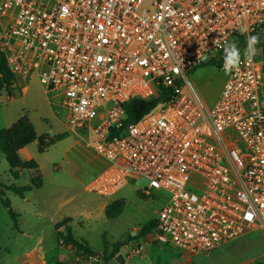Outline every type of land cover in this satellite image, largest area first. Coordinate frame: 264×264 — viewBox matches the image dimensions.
<instances>
[{
    "label": "built area",
    "instance_id": "1",
    "mask_svg": "<svg viewBox=\"0 0 264 264\" xmlns=\"http://www.w3.org/2000/svg\"><path fill=\"white\" fill-rule=\"evenodd\" d=\"M264 33V0H0V52L24 80L55 93L67 122L103 161L85 190L166 194L146 239L191 258L246 229L264 231V54L243 60ZM225 42L242 56L213 104L190 78L223 70ZM164 100L124 126L125 105ZM103 264L88 256L83 264Z\"/></svg>",
    "mask_w": 264,
    "mask_h": 264
},
{
    "label": "rangeland",
    "instance_id": "2",
    "mask_svg": "<svg viewBox=\"0 0 264 264\" xmlns=\"http://www.w3.org/2000/svg\"><path fill=\"white\" fill-rule=\"evenodd\" d=\"M228 74L212 62L197 67L190 74L192 82L208 104L219 96ZM21 87H26L24 91ZM197 83L199 85H197ZM27 116L38 136L48 135L57 142L45 153L38 152V141L20 152L22 161L35 160L44 185L27 192L25 198L6 191L0 194V264H83L88 255L71 246L57 244L55 225L71 219L69 225L78 240H86L89 248L102 255L103 237L109 246L123 242L109 264H264V231L246 229L238 239L214 251L209 256L190 257L169 246H159L146 237L130 239L154 221L166 203V194L154 192L142 196L148 186L145 179L130 177L116 195L104 198L85 190L87 184L102 169L103 161L71 131L65 110L54 93H47L34 75L23 80L17 76L13 97L0 93V130L8 129L22 116ZM34 171H22L20 179L11 175V167L0 152V190L3 185L26 186ZM8 199L16 214L14 221L3 200ZM122 200L125 203L117 219H108L105 208ZM64 230V228H62ZM65 231V230H64ZM96 264V263H93Z\"/></svg>",
    "mask_w": 264,
    "mask_h": 264
},
{
    "label": "trees",
    "instance_id": "3",
    "mask_svg": "<svg viewBox=\"0 0 264 264\" xmlns=\"http://www.w3.org/2000/svg\"><path fill=\"white\" fill-rule=\"evenodd\" d=\"M256 47H260L259 43ZM264 54V46H261ZM16 75L10 70L5 54L0 52V93L6 91L9 98L13 97L15 90ZM164 94L158 93V96L149 99H134L127 103L125 107L126 120L124 121V126L136 123L141 120L145 115H147L151 110L157 107L164 100ZM38 141V152L40 154L45 153L50 147L54 146L57 142L56 138H51L44 134L38 136L34 125L30 119L25 115L22 116L14 125L8 129L0 130V152H2L8 164L11 167V175L15 180L20 179L22 171H34L37 173L36 176L32 177L30 184L26 186H16L3 185L0 190V194L4 197L5 192H12L21 198H25L27 192H32L35 189H40L43 187V178L39 173V165L35 160H30L24 162L20 158V151H22L27 146ZM143 196V195H142ZM4 206L8 209L11 218L16 221V214L11 207V203L8 199L3 200ZM125 203L122 200L115 201L105 208V214L108 219H117L124 210ZM71 219L65 218L61 222L55 225L57 234V244L59 246L66 245L71 246L79 252H82L88 256H99L102 259L103 264H109V262L116 257L121 247L124 246L123 242H116L113 244V249L109 252V246L103 237V254L99 255L89 248L88 242L86 240H78L73 234V230L70 227ZM155 220L146 224L140 236L132 237L130 239H136L138 237H146L147 235L154 232ZM64 228L65 231H60ZM52 264H66L57 261Z\"/></svg>",
    "mask_w": 264,
    "mask_h": 264
},
{
    "label": "clouds",
    "instance_id": "4",
    "mask_svg": "<svg viewBox=\"0 0 264 264\" xmlns=\"http://www.w3.org/2000/svg\"><path fill=\"white\" fill-rule=\"evenodd\" d=\"M260 42V37L256 35H249L246 38V46L243 52V60L251 63L254 57L258 54L256 45ZM224 62L223 70L225 74L238 71L242 62V56L239 48L235 42H225L223 46Z\"/></svg>",
    "mask_w": 264,
    "mask_h": 264
},
{
    "label": "water",
    "instance_id": "5",
    "mask_svg": "<svg viewBox=\"0 0 264 264\" xmlns=\"http://www.w3.org/2000/svg\"><path fill=\"white\" fill-rule=\"evenodd\" d=\"M260 45H261V46H264V33H263V35H262V37H261ZM131 235H132V237H136V236L138 235V232H132Z\"/></svg>",
    "mask_w": 264,
    "mask_h": 264
},
{
    "label": "crops",
    "instance_id": "6",
    "mask_svg": "<svg viewBox=\"0 0 264 264\" xmlns=\"http://www.w3.org/2000/svg\"><path fill=\"white\" fill-rule=\"evenodd\" d=\"M22 79H23V78H22ZM23 80H24V79H23ZM16 82H17V77H16ZM15 85H16V83H15ZM18 85H19L20 88L23 87V86L21 87V84H19V81H18ZM197 85H199V84L197 83ZM22 89L25 91V90H26V87H23ZM46 92H47L48 94H49V93H52V92H48V91H46ZM55 96H56V94L54 93V97H55ZM20 152H21V151H20ZM67 218H69V217H67ZM63 220H64V219H63ZM57 223H58V222H57ZM57 223H56V224H57ZM70 227H71V226H70ZM60 231L63 232L64 230L61 229ZM45 264H47V263H45Z\"/></svg>",
    "mask_w": 264,
    "mask_h": 264
}]
</instances>
